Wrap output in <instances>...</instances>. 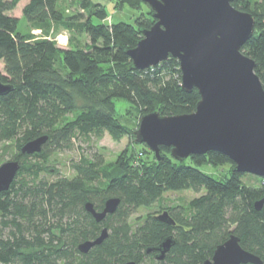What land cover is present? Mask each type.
I'll use <instances>...</instances> for the list:
<instances>
[{
  "label": "trees",
  "instance_id": "1",
  "mask_svg": "<svg viewBox=\"0 0 264 264\" xmlns=\"http://www.w3.org/2000/svg\"><path fill=\"white\" fill-rule=\"evenodd\" d=\"M20 1L0 0V60L5 68L0 74L14 86L0 95V147L7 152L15 146L9 160L21 163L10 189L0 193V264H142L150 258L157 264H202L231 234L264 262V203L255 207L264 199V178L259 177L257 186L245 183L249 173L234 172L228 156L217 151L178 161L169 147H162L164 158L156 160L149 146L135 143L136 128L130 131L116 114L115 101L122 99L136 106L139 120L155 110L188 114L199 102L198 89L181 87L178 59L142 70L132 67L127 51L154 22L152 8L141 0H114L117 7L140 10L145 4L149 11H140L133 22L109 23L106 6L93 0H29L22 17L41 31L36 35L18 30L20 19L10 11ZM233 5L256 20L255 33L242 51L253 58L264 86V0H235ZM63 29L70 33L64 48L54 39ZM106 131L116 140L131 133L132 156L129 149L106 167L99 154L81 155L71 164L74 176L48 180L41 174L51 168L31 161L47 160L53 150L91 134L101 138ZM46 134L41 152L21 151L25 142ZM203 164L229 168L220 179L201 170ZM180 189L205 191L188 203L163 207L175 225L149 214L133 228L130 219L138 207L163 205L166 192ZM115 196L119 207L101 222L86 209L91 202L102 210L105 200ZM105 227L108 237L82 253L78 245L95 240ZM171 234L174 245L162 261L155 251L147 252Z\"/></svg>",
  "mask_w": 264,
  "mask_h": 264
},
{
  "label": "water",
  "instance_id": "2",
  "mask_svg": "<svg viewBox=\"0 0 264 264\" xmlns=\"http://www.w3.org/2000/svg\"><path fill=\"white\" fill-rule=\"evenodd\" d=\"M152 8L154 22L143 29L137 44L127 51L132 67L146 69L171 57L179 60L181 87L186 92L199 90L200 99L193 112L163 115L146 112L134 130V141L150 147L156 160L164 158L162 147L183 161L191 155L217 151L234 164L233 171L264 178V86L255 72L253 58L242 47L254 35L256 20L251 12L234 7L235 0H141ZM14 89L0 74V95ZM48 135L24 143L25 154L41 152ZM18 160L0 165V193L12 186L20 170ZM97 210L87 202L86 209L98 222L114 214L120 205L118 196L108 198ZM264 199L255 207L262 208ZM158 220L175 225L170 212L163 210ZM105 227L95 240L78 245L88 253L108 236ZM174 245V237L150 247L162 261ZM264 264L262 258L243 248L240 237L231 234L217 245L214 255L202 264ZM123 264H136L129 261Z\"/></svg>",
  "mask_w": 264,
  "mask_h": 264
},
{
  "label": "rangeland",
  "instance_id": "3",
  "mask_svg": "<svg viewBox=\"0 0 264 264\" xmlns=\"http://www.w3.org/2000/svg\"><path fill=\"white\" fill-rule=\"evenodd\" d=\"M258 1V0H254ZM106 6L109 23H117L118 21H126L133 22L137 16H140V11L147 14L149 11V7L145 4L142 5L141 9H133L131 6L125 5L123 7L116 6L114 0H110L108 2H104ZM11 14L18 17L19 24L18 30L23 32L24 34H31L33 32L31 25L28 20L22 17L23 15V6L20 3L18 7H15L14 10L10 11ZM36 35H40L41 31L34 29ZM55 35V34H54ZM51 39L52 37L49 36ZM70 33L63 29L60 30L56 36L54 37L57 40L59 46H67L69 43ZM0 72L5 74V68L3 62L0 60ZM116 114L118 118L127 125L129 130H134L139 125V113L137 112L136 106L127 100H116ZM68 117H73L72 114H68ZM130 130V131H131ZM134 141L131 133H127L123 135L121 140H116L113 136H111L107 131L100 137L95 134H91L89 137H80L74 141V145L69 148L59 149L58 151L53 150L51 154L48 155L47 160H43L42 158H33L32 162L41 161L43 165H48L51 168V172H44L41 174L42 177L48 179H55L59 175L72 177L75 175V172L72 170L71 164L73 161H76L80 158L81 155H84L88 158H91V155L96 153L103 157L105 160V166L110 167L113 163L117 162L119 157L127 150L130 156L134 152ZM144 146H137L138 150L142 149ZM15 146H11L7 152L2 151L0 147V165L3 164L4 161L9 160L12 157V154L16 153ZM224 165V164H223ZM201 170H205L210 173L212 176H216L220 179H223L228 171L229 165L225 164L224 166H214V165H201ZM56 170V171H53ZM244 182L250 185L257 186L260 184L261 179L259 176H255L253 174H246L244 177ZM204 189L201 192H196L193 189H180V190H170L163 195V202L161 205L154 204L148 207H138L133 213V216L130 219V223L133 225L135 229L139 224H141L149 214H159L166 208L164 206H176L188 203L192 200V198L199 196L204 193ZM142 264H157L156 260L153 258L147 259Z\"/></svg>",
  "mask_w": 264,
  "mask_h": 264
},
{
  "label": "crops",
  "instance_id": "4",
  "mask_svg": "<svg viewBox=\"0 0 264 264\" xmlns=\"http://www.w3.org/2000/svg\"><path fill=\"white\" fill-rule=\"evenodd\" d=\"M93 1H94V2H95V1H96V2H99V3H101V4L104 5V2H105V1L108 2V1H110V0H93ZM28 2H29V0H21V1L18 3V5L21 3L22 6H24V5H26ZM18 5H17V7H18ZM10 13H11V12H10ZM32 30H33L34 33H36L34 29H32ZM65 47H67V46H65ZM63 48H64V47H63Z\"/></svg>",
  "mask_w": 264,
  "mask_h": 264
},
{
  "label": "flooded vegetation",
  "instance_id": "5",
  "mask_svg": "<svg viewBox=\"0 0 264 264\" xmlns=\"http://www.w3.org/2000/svg\"><path fill=\"white\" fill-rule=\"evenodd\" d=\"M150 254V253H149Z\"/></svg>",
  "mask_w": 264,
  "mask_h": 264
}]
</instances>
